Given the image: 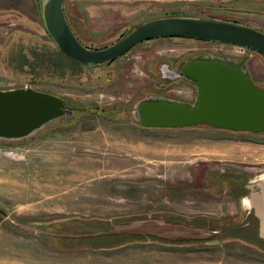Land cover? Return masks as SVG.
<instances>
[{
	"label": "rangeland",
	"instance_id": "obj_1",
	"mask_svg": "<svg viewBox=\"0 0 264 264\" xmlns=\"http://www.w3.org/2000/svg\"><path fill=\"white\" fill-rule=\"evenodd\" d=\"M42 1L0 0V89L30 85L81 105L68 104L73 116L24 139L0 140V264H264L237 246L228 247L231 259L222 261L221 247L209 242L181 248L133 242L95 252L59 248L70 243L60 235L176 240L160 237L157 228L192 223L177 211H215L197 218L219 227L230 222L236 233L239 212L231 207L238 200L234 205L226 196L238 187L231 182L238 167L213 156L220 157L223 146L235 150L242 132L146 128L131 109L149 96L195 103L194 83L164 81L172 80L163 77L165 62L198 53L230 57L264 86V57L232 44L174 37L144 41L111 62L74 63L46 32ZM63 10L75 36L91 48L162 16L215 17L264 31V0H63ZM209 192L226 195L211 200Z\"/></svg>",
	"mask_w": 264,
	"mask_h": 264
},
{
	"label": "water",
	"instance_id": "obj_2",
	"mask_svg": "<svg viewBox=\"0 0 264 264\" xmlns=\"http://www.w3.org/2000/svg\"><path fill=\"white\" fill-rule=\"evenodd\" d=\"M41 16L45 30L57 48L85 65L111 62L147 40L174 37L238 45L264 56V31L215 17L152 18L107 46L89 48L73 33L63 10V0H43ZM179 76L195 84V103L189 105L160 96L145 97L131 109L140 126L207 125L231 131L264 132V86L246 74L240 61L212 54L197 55L180 70L173 71V75H163L169 79ZM74 113L75 110L67 107L60 96L30 85L0 89V140L24 139Z\"/></svg>",
	"mask_w": 264,
	"mask_h": 264
},
{
	"label": "crops",
	"instance_id": "obj_3",
	"mask_svg": "<svg viewBox=\"0 0 264 264\" xmlns=\"http://www.w3.org/2000/svg\"><path fill=\"white\" fill-rule=\"evenodd\" d=\"M239 132H242L243 139L238 140L235 150H230V148L227 149V145L221 147L222 151H220V157H214L212 155L213 160L222 162L227 166L232 165L238 167L236 170L238 171L237 178L231 177L232 184L235 182V185L238 184V187H234L235 191L228 194L230 197L226 196L227 200L234 203V205L235 202L233 200H238V205L231 207L237 208V211L239 212L238 226L235 230L236 233L231 231V228L233 227L229 225L230 222L219 227L217 224L210 225V219L200 220L202 218H197L199 216L214 215L216 214L215 211H198L195 213L177 211L178 213H175L176 216H183L186 218L191 216V221H188V224L190 222L192 223H190L189 226L186 225L187 227H183L184 229L176 226L173 229H166L165 225L162 224H159V227L157 228L159 232L158 235L160 237L164 238L166 235H169L176 240L166 241L165 238L159 240H147L143 238L119 239V237L116 238L118 235L103 236L102 233H99L94 238L85 237L83 240L78 241L82 249L95 252L101 251L103 249L122 248L133 244V242H137L139 244H148L149 242H154L158 245L162 244V246L181 248L193 247L202 242H209L213 244L214 247H221L222 261H224V259L227 257V260L230 261L231 256H226L225 254L227 253L228 247L235 246H237V249H242L245 252L251 250L253 254L264 258V168H261V164L264 163V137L262 136L263 134L255 135V133L246 131ZM257 135H259L258 139H255ZM234 145L235 144H232V146ZM208 153L211 154L212 152ZM223 193L226 195V192ZM223 193L218 194L215 192H209L208 198H222ZM175 197L177 198V196ZM216 207L217 206H215V209L217 210ZM186 231H189L190 234H184ZM102 232L104 231L102 230ZM218 232L222 234L221 239L214 238L215 236L213 235L212 237L208 236V234L210 235L213 233L218 236ZM231 237H236V239H231ZM189 262L183 259L174 261V263L177 264H191V261Z\"/></svg>",
	"mask_w": 264,
	"mask_h": 264
},
{
	"label": "trees",
	"instance_id": "obj_4",
	"mask_svg": "<svg viewBox=\"0 0 264 264\" xmlns=\"http://www.w3.org/2000/svg\"><path fill=\"white\" fill-rule=\"evenodd\" d=\"M140 44V43H139ZM139 44H137V45H139ZM136 45V46H137ZM136 46H134V47H136ZM250 52H253L252 50H250V49H248ZM58 52H59V54H61L64 58H67V60H70V61H72V62H74V63H78V64H83V63H81V62H78V61H76V60H74V59H72L71 57H69V56H67V55H65L62 51H60V50H58ZM258 53V52H257ZM260 54V53H259ZM261 55V54H260ZM261 56H263V55H261ZM264 57V56H263ZM241 59H243V58H241ZM85 65V64H84ZM60 70H63V68H59ZM246 74L248 75V73L246 72ZM255 81V80H254ZM255 83H257L256 81H255ZM258 84V83H257ZM62 98V97H61ZM63 100H64V102L66 103V104H76L77 106H79V105H81V104H78V103H75V101H71V100H68V99H65V98H62ZM86 108V107H85ZM89 109H90V111L94 114V113H96L97 112V108L96 107H92V106H90L89 107ZM79 110H84V108L83 109H81V108H79ZM86 110V109H85ZM98 113V112H97ZM202 126H205V127H210V126H207V125H194V126H188V127H194V128H198V127H202ZM210 128H215V127H210ZM215 129H220V128H215ZM226 130V129H225ZM231 131V130H230ZM246 132H250V131H246ZM251 133H254V132H251ZM255 134H261L262 135V132H258V133H255ZM176 218V217H175ZM94 223V222H93ZM92 224V223H91ZM93 225V224H92ZM104 233H110V231H105L104 230ZM57 236H59V235H57ZM91 236H96V234L95 233H91V234H81V235H77V236H74V235H60L59 237H64V239L66 240L67 239V242H70V243H68V244H63V243H61V245L62 246H59V248L61 249V250H74V249H82V247H81V245L79 244V242L78 241H81V240H83L85 237L86 238H91Z\"/></svg>",
	"mask_w": 264,
	"mask_h": 264
},
{
	"label": "flooded vegetation",
	"instance_id": "obj_5",
	"mask_svg": "<svg viewBox=\"0 0 264 264\" xmlns=\"http://www.w3.org/2000/svg\"><path fill=\"white\" fill-rule=\"evenodd\" d=\"M83 44V43H82ZM89 48H91V47H89ZM203 53H198V54H194L192 57H190L189 59H187V60H181V61H179V62H175V63H169V62H165V64H164V70H163V72H164V74L165 75H173V71H175V70H180L181 69V67L186 63V62H188L191 58H193V57H195V56H197V55H202ZM215 56H218V57H221V58H226L225 56L223 57V56H219V55H215ZM241 65H242V63H241ZM178 80H184V82L185 83H190V81H187V80H185V79H183L182 78V76H179V77H176L175 79H172V80H164V81H166V82H168V81H178ZM193 83V82H192ZM165 83H162V86L164 85ZM160 92V91H159ZM161 95V94H160ZM168 98H170V97H168ZM170 99H173V98H170ZM173 100H178L177 98H174ZM179 101H181V100H179ZM182 102H184V101H182ZM185 103H187V102H185ZM187 104H193V103H187ZM66 106L67 107H69V108H71V109H74L73 107H71L70 105H68V104H66Z\"/></svg>",
	"mask_w": 264,
	"mask_h": 264
},
{
	"label": "built area",
	"instance_id": "obj_6",
	"mask_svg": "<svg viewBox=\"0 0 264 264\" xmlns=\"http://www.w3.org/2000/svg\"><path fill=\"white\" fill-rule=\"evenodd\" d=\"M236 46H238V45H236ZM238 47L245 49V47H242V46H238Z\"/></svg>",
	"mask_w": 264,
	"mask_h": 264
}]
</instances>
